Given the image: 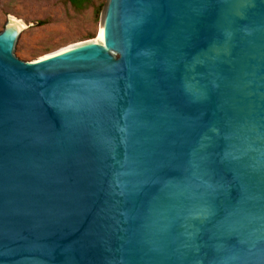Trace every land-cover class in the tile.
<instances>
[{"label": "water", "instance_id": "1", "mask_svg": "<svg viewBox=\"0 0 264 264\" xmlns=\"http://www.w3.org/2000/svg\"><path fill=\"white\" fill-rule=\"evenodd\" d=\"M101 27L29 62L0 33V264H264V0Z\"/></svg>", "mask_w": 264, "mask_h": 264}, {"label": "rangeland", "instance_id": "2", "mask_svg": "<svg viewBox=\"0 0 264 264\" xmlns=\"http://www.w3.org/2000/svg\"><path fill=\"white\" fill-rule=\"evenodd\" d=\"M106 3L107 0H96L94 6L78 12L65 0H0V33L8 24L9 15L22 21L27 29L18 41L15 54L24 62L35 61L73 45L97 40L103 14L97 19L94 8ZM93 34L95 39L90 38Z\"/></svg>", "mask_w": 264, "mask_h": 264}, {"label": "trees", "instance_id": "3", "mask_svg": "<svg viewBox=\"0 0 264 264\" xmlns=\"http://www.w3.org/2000/svg\"><path fill=\"white\" fill-rule=\"evenodd\" d=\"M96 0H65L67 5L72 6L76 11L78 12H83L84 10H86L89 7L94 6ZM106 4L100 5V6H96L94 8V15L97 19H100L103 12H104V8H105ZM42 25L47 24V22H41ZM95 35H90L91 39H95Z\"/></svg>", "mask_w": 264, "mask_h": 264}, {"label": "bare ground", "instance_id": "4", "mask_svg": "<svg viewBox=\"0 0 264 264\" xmlns=\"http://www.w3.org/2000/svg\"><path fill=\"white\" fill-rule=\"evenodd\" d=\"M20 21V20H19ZM22 22V21H21ZM23 23V22H22ZM24 24V23H23ZM101 30H102V27H101V29H100V32H99V38H100V36H101ZM98 38V39H99Z\"/></svg>", "mask_w": 264, "mask_h": 264}]
</instances>
